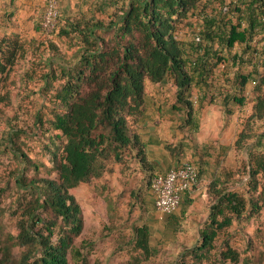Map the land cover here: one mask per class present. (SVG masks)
Here are the masks:
<instances>
[{"label": "trees", "instance_id": "obj_1", "mask_svg": "<svg viewBox=\"0 0 264 264\" xmlns=\"http://www.w3.org/2000/svg\"><path fill=\"white\" fill-rule=\"evenodd\" d=\"M91 1L87 10L81 7L72 13L59 12L55 28L48 33L58 39H74L78 45L72 62L49 40L50 69L42 75L45 85L50 77L57 78L58 72L63 79L53 101L60 103L64 112L52 111L50 123L65 142L61 155L53 161L56 179H29L23 173L16 177V187L23 191L24 209L17 217V234L5 237L0 264H69V252L80 264H87L86 257L72 245L83 229V216L71 191L102 178L111 158L122 161L127 153L145 172H151V193V179L156 174L146 155V142L136 130L145 111L146 80L176 88L171 109L182 114L177 129L191 137L192 144L205 100L231 114L230 104L243 107V92L253 82L254 106L248 120L264 121V52L255 40L264 31V0ZM96 12L108 15V22L95 16ZM41 20L36 30L42 32ZM184 26L190 34L182 36ZM24 42L28 41L0 37L1 75L23 56ZM229 62L230 67H239L232 77ZM247 63L252 68L244 72L240 66ZM223 82L232 89H226ZM37 114V121L42 123L41 113ZM247 138L244 129L236 146ZM255 139L243 167L249 181L257 182V177L264 175V152L253 149L264 146V129ZM202 148L196 147L198 160L191 164L199 172L198 181L209 175L211 167L212 190L217 197L208 208L199 245L189 251L199 260L213 248L218 233L232 224L231 216L240 218L249 206L260 208L253 198L228 191L225 186L216 187L223 184L217 160ZM18 153L23 163H30L25 153ZM188 203L181 199L176 211L185 216ZM224 247L220 253L223 260L240 261L234 249ZM14 248L20 249L18 256L13 254ZM156 253L149 227H136L128 264H141ZM242 262L256 264L247 258Z\"/></svg>", "mask_w": 264, "mask_h": 264}, {"label": "rangeland", "instance_id": "obj_2", "mask_svg": "<svg viewBox=\"0 0 264 264\" xmlns=\"http://www.w3.org/2000/svg\"><path fill=\"white\" fill-rule=\"evenodd\" d=\"M84 1L82 10H87L92 1ZM96 15L108 22V15L99 12ZM185 34H190L187 26L182 27L180 32L182 36ZM48 41L55 44L65 58L74 61L73 55L78 49L74 39H58L40 31L37 44L24 42L23 56L8 73L0 74V255L5 237L17 234V217L24 209V205H21L23 191L17 189L16 177L23 173L29 179H56L53 161L54 157L61 155L65 142V138L59 131L52 129L50 123L52 111L64 112L61 104L53 101L55 89L61 86L63 79H60L58 72V77H50L45 85L42 76L50 69L48 54L51 51L47 49ZM228 65L232 77L239 67H230L231 62ZM240 68L248 72L252 66L247 63ZM223 83L229 90L227 82ZM145 88L153 101L163 98V114L172 111L170 106L176 92L172 84L164 83L155 87L146 80ZM251 105L250 101L247 102L244 105L246 110H243L244 106L230 105L237 118L233 126H230L225 109L205 100L201 109L200 130L196 135L197 145L184 152V159L177 166L185 162L194 163L196 147L204 146L203 150L208 149L216 156L217 173L223 182L216 187L225 186L224 189L228 191L238 192L247 199L253 198L258 202L259 210L249 206L240 218L231 216L232 224L218 233L213 248L204 259L199 260L190 255L189 251L199 245L201 231L207 226L208 208L217 197L212 190L210 167L209 175L201 178L186 193L193 203L187 207L185 216L176 211L171 216L159 218L148 185L152 173L145 172L125 153L122 161L109 159L107 171L102 178L92 179L71 191L83 216V229L73 239L72 245L80 250L81 256L86 257L87 264H128L133 252L134 229L143 225L149 227L151 242L157 248V253L141 264H243L245 258L256 264H264V175H259L257 182L249 181L243 167L248 158V148L256 141L255 136L264 129V121L254 122L246 120L248 117H241L245 116L244 111L249 115ZM37 112L42 115V123L37 121ZM151 112L153 121L157 123V135L162 139L159 144L165 142L170 149L175 148L177 143L170 134L168 119L159 118L154 108ZM247 122L250 123L247 125ZM240 126L246 129L248 138L236 146L239 134L243 131H240ZM150 140L152 146L149 155L151 152L152 155H158V150L154 151L156 140ZM253 150L264 152V146ZM19 151L27 155L30 163L22 162ZM156 166L153 175H163L174 168L171 165L166 169L159 162ZM252 210L254 214H251ZM225 245L239 254V262L222 259L220 253ZM19 252L20 249H13L15 256ZM67 259L69 264H80L79 258L71 252Z\"/></svg>", "mask_w": 264, "mask_h": 264}, {"label": "crops", "instance_id": "obj_3", "mask_svg": "<svg viewBox=\"0 0 264 264\" xmlns=\"http://www.w3.org/2000/svg\"><path fill=\"white\" fill-rule=\"evenodd\" d=\"M57 1L59 4V10L62 13L75 12L79 8L83 7L85 3L84 0H57ZM44 6H45V0H0V37L19 38L20 40L23 41H28V42L32 41L33 43H36V40L40 36V31L36 30V25L40 22L41 18L43 17ZM257 36L259 38L258 40H256V43L261 48H263V52H264V31H260ZM227 85L229 89H232L231 84H227ZM252 85H253L252 83L248 84L243 92V96H245L244 105L246 106V103L249 101L252 103L249 111V115H246L245 111L243 112L245 116L241 114L242 115L241 117H248L246 120H248L253 113L254 95L252 93ZM153 86L156 87L158 85H153ZM145 96H146L145 111L142 117L136 123V130L141 134V139L144 142H146V146H147L146 155L148 157V160L151 163V165L154 167L155 171L158 162L160 164H163L166 167V169L171 165L173 167H176L177 164L180 163L182 159H184V152L186 150L193 149V145L195 144L197 145L196 135L198 134L199 131L193 136V138H195V144H192V142L190 141L191 137L187 138L181 131L177 129V124H179V121L182 118V114L175 111L173 113V110L171 109V106L175 101V95H174V100L172 101L170 106V109L172 111L168 112V114L167 113L163 114V108L161 106V103L164 102L163 98H157V100L153 101L151 96L147 93L146 88H145ZM232 104L234 105V103H231L230 105ZM245 106L243 110H246ZM153 108L157 111V115L159 118L166 117L168 119L170 134L177 143L175 148L170 149V146H168L165 142L159 144L160 140L162 139L159 138L157 135L156 120L153 121V116L150 115L152 113L151 109ZM235 115L236 114L233 112L231 114H228L230 126H233V123L236 122L237 118L235 119ZM242 130L243 127L240 126V131ZM151 138L156 140L157 147L154 151L156 152L158 150L157 152L159 153L158 155H156L155 153H154L155 155H152L153 152H151V155H149V148H151L152 146V142L150 140ZM160 145H162L163 147ZM194 156H196L195 153ZM214 158H216L215 154H214ZM194 160H198L197 157H195ZM213 164H215V162H213ZM213 164L211 163L210 165L213 167L214 166ZM200 180L201 179H199V181ZM182 199L189 202L188 206H190L193 203V200L190 199V197H188V194H185Z\"/></svg>", "mask_w": 264, "mask_h": 264}, {"label": "built area", "instance_id": "obj_4", "mask_svg": "<svg viewBox=\"0 0 264 264\" xmlns=\"http://www.w3.org/2000/svg\"><path fill=\"white\" fill-rule=\"evenodd\" d=\"M59 12L57 0H45V11L41 20L42 32L48 34L55 28ZM198 173L194 165L185 162L151 179L154 209L159 218H164L177 210L182 197L197 184Z\"/></svg>", "mask_w": 264, "mask_h": 264}]
</instances>
